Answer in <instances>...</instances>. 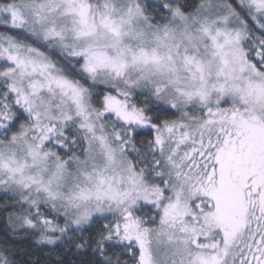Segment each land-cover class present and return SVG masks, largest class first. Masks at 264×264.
<instances>
[{
  "label": "snow or ice",
  "instance_id": "obj_1",
  "mask_svg": "<svg viewBox=\"0 0 264 264\" xmlns=\"http://www.w3.org/2000/svg\"><path fill=\"white\" fill-rule=\"evenodd\" d=\"M0 264H264V0H0Z\"/></svg>",
  "mask_w": 264,
  "mask_h": 264
}]
</instances>
